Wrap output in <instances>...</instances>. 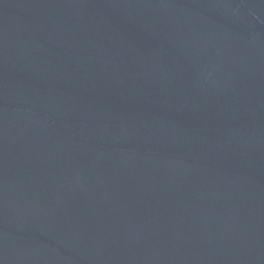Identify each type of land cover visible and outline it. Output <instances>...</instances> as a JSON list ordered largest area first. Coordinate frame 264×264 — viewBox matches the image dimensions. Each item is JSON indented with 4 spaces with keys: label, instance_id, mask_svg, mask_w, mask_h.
I'll use <instances>...</instances> for the list:
<instances>
[{
    "label": "water",
    "instance_id": "obj_1",
    "mask_svg": "<svg viewBox=\"0 0 264 264\" xmlns=\"http://www.w3.org/2000/svg\"><path fill=\"white\" fill-rule=\"evenodd\" d=\"M0 264H264V0H0Z\"/></svg>",
    "mask_w": 264,
    "mask_h": 264
}]
</instances>
